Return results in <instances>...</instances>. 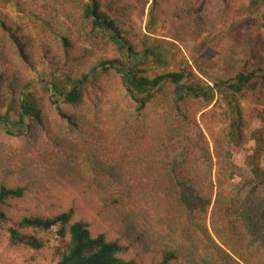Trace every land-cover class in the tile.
Segmentation results:
<instances>
[{"label":"trees","instance_id":"16d2710c","mask_svg":"<svg viewBox=\"0 0 264 264\" xmlns=\"http://www.w3.org/2000/svg\"><path fill=\"white\" fill-rule=\"evenodd\" d=\"M147 3L0 0V129L29 137L0 142V236L36 261L58 227L55 264H264V59L222 74L153 36L264 20V0H152L142 33Z\"/></svg>","mask_w":264,"mask_h":264},{"label":"rangeland","instance_id":"374dc122","mask_svg":"<svg viewBox=\"0 0 264 264\" xmlns=\"http://www.w3.org/2000/svg\"><path fill=\"white\" fill-rule=\"evenodd\" d=\"M151 1L148 0L142 13L138 12L131 15V21L135 29L142 33H146L145 25L147 23V15L151 7ZM3 13L17 20L13 5L6 7ZM262 13H264V7L260 10V14L264 15ZM206 23L205 27L212 28L198 31L195 25H179L176 22L168 21L161 23L153 32V36L175 43L179 49L178 56L181 59L189 63H193V60H200L202 61L204 70L208 69L209 65H212L213 68L218 69L222 74H230L233 69L241 67L251 51L256 52L259 57L262 56L261 59H264V20H260L259 17L249 16H242L237 20L231 18L222 20L219 17V20L213 18L212 24L210 20L206 21ZM207 36L211 38L217 36L218 40L208 41ZM217 60H221L222 64L219 67H214ZM227 65H232L233 67L228 68ZM45 68V66H41L36 72L44 71ZM33 77L36 79L37 75L33 74ZM261 95L264 97V88L261 91ZM242 106L246 110L244 113L245 118L249 119L251 126L245 133L241 148L234 150V157L237 166L249 174V168L254 163L250 158L254 149L252 133L258 122L253 118H249V105L242 103ZM28 139V136L18 138L10 137L0 129V142L13 149L21 148L28 142ZM257 165L260 169L264 170V158ZM58 230V227L53 229L54 235L52 239L45 248L43 255L38 257L36 261L31 259V255H34L33 251L10 249L7 246V237L2 233L0 236V264H55L51 255L56 249H60L62 246V241L56 234Z\"/></svg>","mask_w":264,"mask_h":264}]
</instances>
